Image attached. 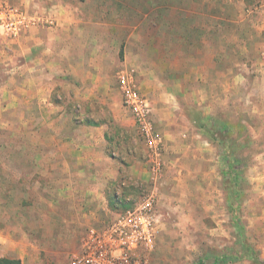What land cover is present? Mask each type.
<instances>
[{
	"label": "rangeland",
	"instance_id": "1",
	"mask_svg": "<svg viewBox=\"0 0 264 264\" xmlns=\"http://www.w3.org/2000/svg\"><path fill=\"white\" fill-rule=\"evenodd\" d=\"M0 3L39 20L22 44L0 42V232L14 233L17 214L36 230L43 212L51 256L68 264L88 226L63 204L81 195L61 188L60 170L53 187L47 152L64 155L61 137L105 125L109 209L156 195L152 264H264V0ZM125 75L163 138L158 175L124 103Z\"/></svg>",
	"mask_w": 264,
	"mask_h": 264
},
{
	"label": "crops",
	"instance_id": "2",
	"mask_svg": "<svg viewBox=\"0 0 264 264\" xmlns=\"http://www.w3.org/2000/svg\"><path fill=\"white\" fill-rule=\"evenodd\" d=\"M11 40H13L16 45H20L23 42L22 39L19 42V39L17 38ZM0 42H3L4 44L6 42L8 44L11 43V41L1 33ZM8 44L4 45L3 50L7 48ZM201 74L203 75V73ZM261 89L264 90L263 85ZM194 93L195 104H202L203 101H200L203 97L202 88L197 87ZM104 126L105 125H101L98 128H94V132H92L91 128L86 133L78 134L76 139L72 138L71 135L61 137V141L64 143L65 154L60 155V152H56V150L47 152L48 163L44 168L45 172L53 170V172L49 173L53 176L58 174L57 171L59 170L64 174V183L61 188L68 190L69 194L74 193L73 191L70 192V190L80 191L79 195L81 196L67 197V199H63V204L66 205L67 209L71 210L73 218L74 216L76 217L79 215L80 218L87 222V226L105 221L113 212L109 209L108 201L104 197L105 187H107L106 183H108L106 180L113 177L112 171L108 172L106 169H103L104 165L107 164V162H110L107 160L108 156L106 147L109 140L106 137V128ZM159 134L161 135V133ZM195 137L200 138L199 135ZM33 157L37 158L40 156L36 154V156ZM57 157L59 159L62 158L64 161L60 167L57 166L56 161L54 160ZM117 169L118 173L119 167H117ZM113 175H115L114 172ZM57 180L60 179L55 176L54 178L51 177L50 180L54 185L53 187L56 186V189L58 187L56 185L58 184ZM85 190L88 192H84ZM52 205L51 202H48V206ZM47 210L49 211V207ZM48 213H50V211ZM8 218L10 220L14 219V221L17 222V225L14 229L9 228V231L14 230V233L12 234L10 232H0V261H7L10 262V264H56L54 257L51 256V253H53V250L51 249L53 236L50 233L45 234L46 236L41 234V232L44 233L47 231L43 230V228H47L48 230L51 229L49 223L52 222L51 217L44 220L45 217L43 212L36 213L35 216L31 218V227H35L36 230L29 231L24 229V227L27 226L28 221L23 215L18 216L17 214L15 216H9ZM79 246L80 243L78 242L77 247L79 248ZM75 252L76 250L70 254V257ZM0 264L4 263L0 262ZM235 264L249 263L240 262Z\"/></svg>",
	"mask_w": 264,
	"mask_h": 264
},
{
	"label": "built area",
	"instance_id": "3",
	"mask_svg": "<svg viewBox=\"0 0 264 264\" xmlns=\"http://www.w3.org/2000/svg\"><path fill=\"white\" fill-rule=\"evenodd\" d=\"M38 21L21 8L0 3V33L8 39H16ZM119 86L124 103L134 111L152 171L158 175L163 138L154 132L150 111L126 75L119 77ZM155 205L156 195L150 194L133 209L112 212L105 221L89 225L68 264H152L149 253L156 235Z\"/></svg>",
	"mask_w": 264,
	"mask_h": 264
},
{
	"label": "trees",
	"instance_id": "4",
	"mask_svg": "<svg viewBox=\"0 0 264 264\" xmlns=\"http://www.w3.org/2000/svg\"><path fill=\"white\" fill-rule=\"evenodd\" d=\"M111 207H113V205ZM234 260H235L234 258H225L221 260L218 264H227V263L233 262ZM1 262L4 264H10V262H7V261H1Z\"/></svg>",
	"mask_w": 264,
	"mask_h": 264
}]
</instances>
